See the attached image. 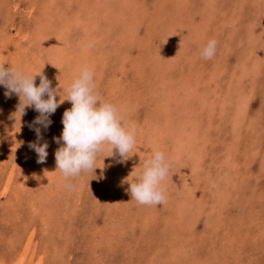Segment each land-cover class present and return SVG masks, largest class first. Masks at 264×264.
<instances>
[{
    "label": "rangeland",
    "instance_id": "1",
    "mask_svg": "<svg viewBox=\"0 0 264 264\" xmlns=\"http://www.w3.org/2000/svg\"><path fill=\"white\" fill-rule=\"evenodd\" d=\"M0 64L41 71L61 98L87 67L137 142L127 159L105 151L94 172L65 181L54 137L71 102L38 140L39 113L15 120L19 97L0 85V261L264 264V0H0ZM45 142L37 163L28 145ZM153 151L170 164L166 200L138 205L127 182Z\"/></svg>",
    "mask_w": 264,
    "mask_h": 264
},
{
    "label": "clouds",
    "instance_id": "2",
    "mask_svg": "<svg viewBox=\"0 0 264 264\" xmlns=\"http://www.w3.org/2000/svg\"><path fill=\"white\" fill-rule=\"evenodd\" d=\"M217 41L210 39L201 49L200 56L210 60L216 53ZM40 76L36 85L35 78ZM93 72L84 67L79 76L64 89L63 98L58 89H53L41 71L29 74L22 69L6 67L0 64V85L6 89L5 97L16 94L19 103L13 117L25 114L26 107H33L39 115L29 127L36 133L37 139H42L41 128L47 130L52 123L50 116L64 101L71 102V108L66 109L62 116L63 129L60 137H54L57 144L62 145L55 152L56 170H59L65 181L78 177L82 173L94 172L97 157L109 151L113 156L116 152L123 159L129 157L135 145V130L129 128L122 120L117 108L109 102H101L94 94ZM60 99L57 100L56 96ZM39 125L40 127H34ZM38 156L37 163H44L48 155L45 143H29ZM105 156V157H108ZM121 161V162H122ZM170 164L163 152L153 151L151 159L145 162L143 171L134 182L129 184L128 192L131 200L138 205H161L166 200L162 181L169 172ZM55 170V171H56ZM71 189L73 185L66 183Z\"/></svg>",
    "mask_w": 264,
    "mask_h": 264
},
{
    "label": "bare ground",
    "instance_id": "3",
    "mask_svg": "<svg viewBox=\"0 0 264 264\" xmlns=\"http://www.w3.org/2000/svg\"><path fill=\"white\" fill-rule=\"evenodd\" d=\"M91 1V0H90ZM112 1V0H111ZM42 2V1H41ZM57 2V1H56ZM96 2V1H95ZM34 3V2H33ZM52 3V2H51ZM108 4V3H107ZM96 5V4H95ZM86 6V5H85ZM43 7H45V6H43ZM120 8V7H119ZM99 9V8H98ZM93 10V9H92ZM89 11V10H88ZM94 11V10H93ZM105 13V12H104ZM145 13V12H144ZM46 14V13H45ZM92 14V13H91ZM103 14V13H102ZM51 15V14H50ZM93 15V14H92ZM40 16V15H39ZM108 16V15H107ZM92 18H93V16H91ZM99 18V17H98ZM97 18V19H98ZM107 18V17H106ZM97 19H95V20H97ZM99 20V19H98ZM42 22H44V21H42ZM99 23V22H98ZM104 23V22H103ZM88 24V23H87ZM105 24V23H104ZM107 24V23H106ZM109 25V24H108ZM107 25V26H108ZM219 25V24H218ZM48 26V25H47ZM112 26V25H111ZM207 26V25H206ZM88 30V29H87ZM104 30V29H103ZM99 31V30H98ZM105 33V32H104ZM95 34V33H94ZM106 34V33H105ZM229 34V33H228ZM233 34V33H232ZM231 34V35H232ZM96 35V34H95ZM101 35V34H100ZM98 36V35H97ZM84 37V36H83ZM34 38V37H33ZM81 38V37H80ZM93 38V37H92ZM91 38V39H92ZM182 39V38H181ZM8 40V39H7ZM83 40V39H82ZM84 40H85V38H84ZM96 40H98V39H96ZM125 40V39H124ZM91 42H92V40H90ZM78 42V41H77ZM81 42V41H80ZM82 43V42H81ZM96 43V42H95ZM181 44H183V43H181ZM29 45V44H28ZM186 45V44H185ZM66 46V45H65ZM89 46V45H88ZM92 46V45H91ZM149 46V45H148ZM188 46V45H187ZM101 47V46H100ZM121 47V46H120ZM145 47V46H144ZM45 48V47H44ZM57 48H58V46H57ZM83 48V47H82ZM95 48V47H94ZM98 48V47H97ZM160 48V47H159ZM187 48V47H186ZM29 49V48H28ZM96 49V48H95ZM58 50V49H57ZM69 50V49H68ZM86 50V49H85ZM99 50V49H98ZM110 50V49H109ZM161 50V49H160ZM61 51H62V49H61ZM151 51V50H150ZM182 51V50H181ZM56 52V51H55ZM93 52H94V49H93ZM111 52V51H110ZM195 52V51H194ZM96 53V52H95ZM104 53V52H103ZM153 53V52H152ZM187 53V52H186ZM47 54V53H46ZM85 54V53H84ZM99 54V53H98ZM105 54V53H104ZM172 54V53H171ZM68 56V55H67ZM50 57V56H49ZM48 58V57H47ZM54 58V57H53ZM105 58H106V56H105ZM152 58V57H151ZM153 61V60H152ZM54 63V62H53ZM52 63V64H53ZM107 64V63H106ZM197 65V64H196ZM59 66V65H58ZM175 68V67H174ZM30 69V68H29ZM212 70V69H211ZM198 71V70H197ZM196 71V72H197ZM114 73V72H113ZM217 73V72H216ZM121 74V73H120ZM171 74V73H170ZM220 74V73H219ZM207 75V74H206ZM171 76H172V74H171ZM181 77V76H180ZM180 77H179V79H180ZM226 79V78H225ZM175 80V79H174ZM73 81V80H72ZM229 81V80H228ZM179 82V81H178ZM145 83V82H144ZM220 84V83H219ZM65 85V84H64ZM221 85V84H220ZM147 87V86H146ZM206 87V86H205ZM63 88V87H62ZM58 89V88H57ZM173 90V89H172ZM185 90V89H184ZM199 90V89H198ZM201 90V89H200ZM203 91V90H202ZM204 91H206V90H204ZM208 92V91H207ZM204 93V92H203ZM192 94V93H191ZM242 96V95H241ZM150 97V96H149ZM181 99H182V97H181ZM192 99V98H191ZM184 101V100H183ZM203 101V100H202ZM207 101H208V99H207ZM210 101V100H209ZM214 104V103H213ZM239 104V103H238ZM189 105V104H188ZM186 106H187V104H186ZM190 106V105H189ZM197 106H199V105H197ZM219 107V106H218ZM182 108V107H181ZM185 108V107H184ZM183 108V109H184ZM156 110V109H155ZM182 110V109H181ZM211 110V109H210ZM244 110V109H243ZM166 111V110H165ZM174 112V111H173ZM126 113V112H125ZM211 113V112H210ZM227 113V112H226ZM187 114H188V112H187ZM213 114V113H212ZM124 116V115H123ZM200 116V115H199ZM216 116V115H215ZM125 117V116H124ZM221 118H222V116H221ZM199 119V118H198ZM185 122H187V121H185ZM190 122V121H189ZM218 122V121H217ZM61 123V122H60ZM52 124V123H51ZM153 124V123H152ZM182 124V123H181ZM188 124V123H187ZM187 124H186V126H187ZM206 124V123H205ZM255 124V123H254ZM167 125V124H166ZM204 126V125H203ZM206 127V126H205ZM7 129V128H6ZM163 130V129H162ZM8 131V130H7ZM55 131V130H54ZM211 131H212V129H211ZM58 132V131H57ZM150 135V134H149ZM52 136V135H51ZM56 136V135H55ZM147 136V135H146ZM239 136V135H238ZM157 137V136H156ZM215 137V136H214ZM222 137V136H221ZM165 138V137H164ZM149 140V139H148ZM139 141V140H138ZM146 141H147V139H146ZM137 143V142H136ZM161 143V142H160ZM165 143V142H164ZM56 144V143H55ZM177 144V143H176ZM150 145V144H149ZM247 145V144H246ZM51 146V145H50ZM157 146V145H156ZM155 147V146H154ZM236 147V146H235ZM164 148V147H163ZM237 148V147H236ZM157 149V148H156ZM50 150V149H49ZM164 150V149H163ZM10 151V150H9ZM54 154V153H53ZM131 159V158H130ZM24 160V159H23ZM174 162V161H173ZM53 163V162H52ZM54 164V163H53ZM130 166V165H129ZM17 169V168H16ZM32 169V168H31ZM46 170V169H45ZM17 171V170H16ZM57 171V170H56ZM25 173V172H24ZM33 173V172H32ZM218 173V172H217ZM26 175V174H25ZM35 176V175H34ZM84 176V175H83ZM200 177V176H199ZM125 178V177H124ZM204 178V177H203ZM190 179V178H189ZM202 179V178H201ZM239 179V178H238ZM36 180V179H35ZM234 181V180H233ZM8 182V181H7ZM216 184V183H215ZM7 186L9 185V184H6ZM5 185V186H6ZM14 186V185H13ZM6 189H7V187H5ZM14 188V187H13ZM10 189V188H9ZM26 189H28V188H26ZM34 189V188H33ZM8 190V189H7ZM28 191V190H27ZM32 191V190H31ZM7 192V191H6ZM39 192V191H38ZM10 193V192H9ZM10 195V194H9ZM59 195V194H58ZM7 196V195H6ZM12 196V195H11ZM72 196V195H71ZM8 200V199H7ZM5 203V202H4ZM8 203V202H7ZM36 205V204H35ZM37 208V207H36ZM42 216V215H41ZM21 217V216H20ZM117 218V217H116ZM117 220V219H116ZM127 220V219H126ZM17 221V220H16ZM42 224V223H41ZM130 224V223H129ZM44 228V227H43ZM57 229V228H56ZM180 229V228H179ZM45 231V230H44ZM152 233V232H151ZM44 234V233H43ZM103 237V236H102ZM31 240H32V238H30V236H29V240H28V242H27V244H26V248H25V250H24V252L22 253V255H26V254H30V243H31ZM20 255V254H19ZM21 255V256H22ZM16 258V257H15ZM142 258V257H141ZM20 259V261H21V263H23L24 261H23V256L22 257H20L19 258ZM31 259H32V255H31V258H30V260L28 261V263L27 264H30L31 263ZM37 259V258H36ZM2 260V259H1ZM24 260H26V257H25V259ZM14 261V260H13ZM15 261H18V259L17 260H15ZM23 261V262H22ZM137 261V260H136ZM35 262V261H34ZM33 262V263H34ZM6 263V262H5ZM21 263H18V264H21ZM32 263V264H33ZM0 264H4L2 261H0ZM7 264H9V263H7ZM15 264V263H14ZM24 264H25V262H24Z\"/></svg>",
    "mask_w": 264,
    "mask_h": 264
}]
</instances>
